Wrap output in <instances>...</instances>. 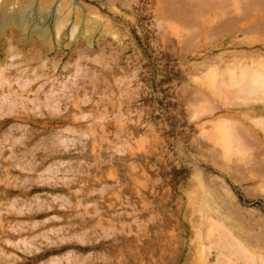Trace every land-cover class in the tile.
<instances>
[{"label":"rangeland","instance_id":"374dc122","mask_svg":"<svg viewBox=\"0 0 264 264\" xmlns=\"http://www.w3.org/2000/svg\"><path fill=\"white\" fill-rule=\"evenodd\" d=\"M0 264H264V0H0Z\"/></svg>","mask_w":264,"mask_h":264},{"label":"bare ground","instance_id":"6f19581e","mask_svg":"<svg viewBox=\"0 0 264 264\" xmlns=\"http://www.w3.org/2000/svg\"><path fill=\"white\" fill-rule=\"evenodd\" d=\"M207 22H208V20H207ZM212 23V22H211ZM219 23H220V21H219ZM214 24V23H213Z\"/></svg>","mask_w":264,"mask_h":264}]
</instances>
